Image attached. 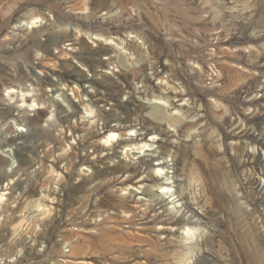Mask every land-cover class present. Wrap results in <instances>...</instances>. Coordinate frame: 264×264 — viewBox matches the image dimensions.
Masks as SVG:
<instances>
[{
	"label": "rangeland",
	"instance_id": "1",
	"mask_svg": "<svg viewBox=\"0 0 264 264\" xmlns=\"http://www.w3.org/2000/svg\"><path fill=\"white\" fill-rule=\"evenodd\" d=\"M0 145V264H264V0H0Z\"/></svg>",
	"mask_w": 264,
	"mask_h": 264
},
{
	"label": "bare ground",
	"instance_id": "2",
	"mask_svg": "<svg viewBox=\"0 0 264 264\" xmlns=\"http://www.w3.org/2000/svg\"><path fill=\"white\" fill-rule=\"evenodd\" d=\"M39 22H41V20H40V18L39 17H35V18H33L32 20H30V21H25V22H19V24H18V26H15L16 28H18V29H23V28H25V29H27V28H31V25H33V24H37V23H39ZM97 41H100V39H98ZM110 42V44L112 43V41H109ZM116 44V43H115ZM117 45V44H116ZM120 45V44H119ZM118 45V46H119ZM121 48V47H120ZM123 48V47H122ZM152 70V75L153 76H158V72H157V70H155L154 69V67L151 69ZM168 84V83H167ZM145 87L147 86V84H146V82H145V85H144ZM8 90H9V93L10 94H12V93H14V92H17L16 90H15V88L14 87H8ZM160 94H164V95H168V93H174V97L175 98H178V97H181V100H183V101H185V98H184V96H185V94H183V92L181 91V90H179L178 89V86H176L175 84H173V83H171V85H167L166 87H164V89H162V87H160L159 88V91H158ZM18 93V92H17ZM29 92H27V93H25L24 94V100H29V98H33L34 96H35V94H33L31 97L29 96V95H27ZM32 100V104H29L28 106L29 107H31V106H36V105H38V104H36L34 101H35V99H31ZM187 101V100H186ZM170 102V101H169ZM41 104H43V103H41ZM155 105H161L160 103H154ZM117 105H122L121 103H117ZM158 106H156V107H158ZM149 119H152V120H154V121H158L159 119L161 120V119H163V117L160 115V116H157V115H150L149 116ZM170 121H173V119H170ZM14 130H15V133L14 134H16L17 132H19V131H22L23 129H22V127H20V125L19 124H16L15 126H14ZM130 133H131V131H129V132H126V135L125 136H128V135H130ZM118 137V134L117 133H115V131H112V132H110L109 133V135H108V137H107V139H106V141L108 142L110 139H116ZM130 139H133V138H130ZM162 141H164V140H162ZM150 143H148L147 141H145V142H139V143H132V144H129V145H125V147L123 148L126 152H130V151H132L133 153H135V155H138V154H140V153H142V151L141 150H144V151H151V152H153V153H157V152H159V153H164V152H166L167 151V149L166 148H164V149H161V150H159V151H157V150H155V149H153V150H149L147 147L149 146L150 147ZM156 149H158V146H157V148ZM14 149L13 148H4V147H2L1 145H0V156L1 157H3V158H7V159H9L11 162H12V156H14ZM172 159H174V158H172ZM158 163H160V164H162V163H164V161H156L154 164L155 165H157ZM12 164H13V162H12ZM11 164V165H12ZM163 168H161V167H159V168H157L156 170H155V172H157V173H159L160 175H162V174H165V175H168L167 173H164L163 171ZM174 180H173V182H170V181H165L164 183H162L163 185H160V186H158L157 188H153V190L154 191H156L157 193H159V194H169L170 193V195H169V197L170 196H172L173 195V193L175 194H177V198H183V197H185L186 196V192H185V190L183 189V188H180L179 187V190L177 191L176 189H171L172 188V186H171V184H177L178 185V183H180V182H182V181H180L179 179H177L175 176L174 177H172ZM147 179H150V177L148 176H145L144 177V180H147ZM9 182H11L10 180H9ZM142 182L138 185V188H146L145 186L143 187L142 186ZM130 189H133L135 192H136V189H134V188H130ZM138 191V190H137ZM6 194H9L8 192H2V193H0V203L2 202V201H4V200H6V197H5V195ZM196 202V201H195ZM184 231V232H183ZM183 231H181V234L182 235H191V231H190V233L189 232H187V231H189L188 229H183ZM190 237V236H189Z\"/></svg>",
	"mask_w": 264,
	"mask_h": 264
}]
</instances>
